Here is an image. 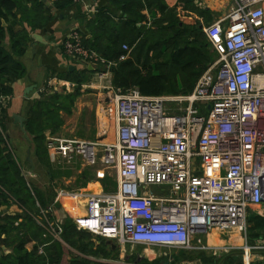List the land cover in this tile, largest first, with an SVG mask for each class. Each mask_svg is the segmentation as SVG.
Masks as SVG:
<instances>
[{
	"label": "built area",
	"instance_id": "built-area-1",
	"mask_svg": "<svg viewBox=\"0 0 264 264\" xmlns=\"http://www.w3.org/2000/svg\"><path fill=\"white\" fill-rule=\"evenodd\" d=\"M231 1L203 28L216 55L191 91L117 89L108 100L113 139L48 138L59 160L81 157L116 170L113 191L79 192L85 211L72 216L76 229L165 251L204 249L193 236L213 229L245 232L247 205L264 201V0ZM81 39L72 26L64 53L84 66L113 64ZM9 99L0 96V108ZM43 225L59 239L60 226Z\"/></svg>",
	"mask_w": 264,
	"mask_h": 264
},
{
	"label": "crops",
	"instance_id": "crops-1",
	"mask_svg": "<svg viewBox=\"0 0 264 264\" xmlns=\"http://www.w3.org/2000/svg\"><path fill=\"white\" fill-rule=\"evenodd\" d=\"M45 1L46 6L50 7L51 18L41 28L29 32L25 53L18 57L25 67V74L11 83L12 91L5 108V118L2 120L1 126L7 147L15 156L28 187L32 191L40 193V196L47 204V209L42 208L36 200L35 206L37 208L33 210L26 209L14 199L9 204L1 203L2 216H0V223L4 220L8 221V223L10 221L9 226L11 225V228L8 233L5 231L0 232V255L11 253L15 243L14 240L21 234L28 237L24 247L27 250L32 249L37 244V241L44 236L43 231H45L51 236L52 240H57L64 246L60 264H68L69 258L75 255L100 264H167L153 261L156 257L152 255V252H154L153 250L156 247L142 246L143 249H141V245L133 243L121 245L117 244L115 240L99 239V237L92 235L90 241L93 244L91 247L90 245L87 246H89L88 249L90 248L96 253L89 251L87 248H85V252H82L69 246L61 238L62 221L67 218L72 221V216L81 210L77 208V203L81 205L82 211H85V195L82 196L79 192L97 191L100 189L105 191L101 183L105 172L101 171L98 173L96 168L91 165H73L74 160L69 164H63L54 152L45 147L46 142L51 137L83 139L84 137L77 136L83 133V129L86 126V115L92 112V115L94 114L93 117L96 119L95 134L93 133L94 137L92 136V138L95 140L113 139V112L104 117L106 113L103 108L110 104L108 100L111 95L117 89H122L113 87L111 83V68L116 64V60L106 59L113 62L111 66L103 64H87L84 66L66 55L62 48L63 39L72 26L79 28L81 38L82 36L90 37L86 21L94 16L97 7L107 5L110 0H80L76 3H71L70 7L63 9H55L52 7V3ZM142 1L146 5L141 9V13L145 18L140 24L155 28V25L152 24L153 17L154 19L159 18L161 11L152 4L153 0H149V7L147 6V0ZM161 1L168 7V10H173L175 17L179 20V28L187 25L196 26L203 40V51H200L201 54L214 55L215 57L216 54L203 32V28L225 15L232 1ZM90 7L94 9V12L86 11ZM116 13L117 15L114 16V19L119 17V11H116ZM125 16V14H122V17ZM163 24H166V22H163ZM22 26L29 30L25 23L16 25V28L18 29ZM32 33L39 35V40L32 38ZM133 45L128 47L129 50L125 52L126 58L130 55L129 52ZM73 77L79 78V81ZM41 92L45 94L44 96H49L52 93H58L59 95L70 93L75 95L71 101L62 102V106L54 111V120L46 121L47 124L42 131V143L39 146L31 140L27 131L28 138L24 136L18 123L13 120L12 115L18 114L25 118L23 122L25 129L24 123L29 111L41 98ZM41 117L44 118V116ZM87 139L89 138H85V140ZM26 150H29L32 165L26 159ZM75 177L77 182H79L75 183V187H73L71 182L73 180L75 182ZM110 177L114 181L116 188L115 167L114 173ZM61 198L63 199V211L66 214L64 219H61L53 208L54 202ZM25 213H28L32 219L28 223H26L27 219L23 217ZM257 218L264 220V201L247 205L245 232L236 229H227L222 232L213 229L208 232H201L198 236L204 239V243L201 244L204 249L194 248L189 251L200 250L207 256H228L233 262L237 257H240L243 264H264V223L263 227L257 228ZM25 223L36 224L42 229L43 235L38 234L39 237H36V233L32 231V228L26 229L23 227ZM45 223L51 224L55 229L56 226H60L59 239H55L45 228L43 225ZM42 244L38 245L37 250L39 252H42ZM244 250H247L245 254ZM142 258L146 261H141ZM180 264L202 263L197 259L191 262L184 260Z\"/></svg>",
	"mask_w": 264,
	"mask_h": 264
},
{
	"label": "trees",
	"instance_id": "trees-1",
	"mask_svg": "<svg viewBox=\"0 0 264 264\" xmlns=\"http://www.w3.org/2000/svg\"><path fill=\"white\" fill-rule=\"evenodd\" d=\"M45 2V0H0V96L10 95L11 83L25 74V67L18 57L25 53L29 32L41 28L51 18L50 7L46 6ZM152 4L161 11L159 18L153 17L152 24L155 28L140 24L145 18L141 13V9L146 6L142 0H110L107 5L97 7L94 16L86 21L90 37L82 36V43L105 59L116 60V64L111 68L113 87L122 90L136 87L145 95L189 92L201 73L214 60V55L201 54L202 35L195 25L179 28V20L172 9L168 10L161 0H153ZM70 6L71 2L67 0L52 3L55 9ZM147 6H150L149 0ZM116 11H119L118 19H114L117 15ZM122 14L126 16L122 17ZM22 23H25L29 30L24 26L16 28V25ZM123 44L128 47L134 45L129 52L130 55L119 60V55L126 52L122 48ZM73 78L79 81V78ZM40 95L41 98L29 111L24 123L31 140L39 146L42 143V131L47 124L46 121L54 120V111L62 106V102L71 101L75 94L52 93L44 96L45 94L41 92ZM5 108L6 106L0 108V204H9L14 199L26 209L33 210L37 208L36 200L42 208L47 209V204L40 193L28 187L15 156L7 147L1 126L5 118ZM37 154L40 155L39 152ZM110 178L104 173L101 183L105 191H113L115 188V183ZM23 217L27 219L26 223L32 220L28 213ZM26 223L23 227L32 228L36 237L38 234L44 236L32 249L27 250L24 247L28 239L27 235H18L14 240L12 252L0 255V264H60L64 253L63 244L52 240L45 231L42 234V229L36 224ZM263 223L264 220L257 218V228L263 227ZM9 224L10 221L8 223L6 220L0 223V232L8 233L11 228ZM91 237V233L76 229L69 218L62 221L61 238L76 250L85 252V248L89 247L87 245L91 247L93 244L90 241ZM39 244L43 245L42 252L37 250ZM88 250L96 253L90 248ZM195 258L202 264H243L240 257L233 262L228 256H207L202 251H197L193 255L189 250L183 249H177V253L164 255L153 261L180 264L182 260L190 261ZM141 261L146 260L142 258ZM68 264L100 263L75 255L69 258Z\"/></svg>",
	"mask_w": 264,
	"mask_h": 264
},
{
	"label": "rangeland",
	"instance_id": "rangeland-1",
	"mask_svg": "<svg viewBox=\"0 0 264 264\" xmlns=\"http://www.w3.org/2000/svg\"><path fill=\"white\" fill-rule=\"evenodd\" d=\"M103 111L106 113V115L104 116V117H106V116H108L109 114H111L112 113V106H111V104H109V105H107V107H105L104 106V108H103ZM92 112V111H91ZM93 113V112H92ZM92 113H89V114H87L86 115V118H85V124H86V126H85V128L83 129V133H81V135L79 136H77V137H84L83 139H85V138H89V139H87L88 141H93V140H95L94 138H92V136H93V133H94V129H95V127H96V119H95V117H93V115H92ZM101 113H102V110H101ZM95 134V133H94ZM75 137H76V135H74ZM94 137V136H93ZM108 140V139H107ZM74 160V163H72L73 165L74 164H76V165H79V166H81L82 164H84V165H90V164H87L85 161H84V159H82L81 157H75V158H73L72 160H70L69 162H67V161H65V160H60L63 164H69L70 162H72ZM91 166H93L94 168H96V170L98 171V173L99 172H101V171H103V172H105L107 175H113V173H114V167H113V165H110V166H106V165H104V164H102V163H99V162H97V163H95V164H93V165H91ZM87 167V166H86ZM86 169V168H85ZM77 175V174H76ZM79 182V181H78ZM77 182V180H76V177H75V182H74V180L70 183L71 184V186H73V187H75V183H78ZM70 189H72V188H70ZM77 208H79V210L80 211H82V208H80V206L81 205H79L78 203H77ZM202 243H204V239L203 238H201V237H199L198 236V234H196V235H194L193 236V244L195 245V246H199V245H201ZM141 249H143V247L141 246ZM154 252H152V255L153 256H155L156 258H159V257H162V256H164V255H172L173 253H177V250L176 249H169V250H161L160 248H155V250H153ZM197 251H200V250H193V252L192 251H190L193 255H195V253L197 252ZM194 260H197L196 258L194 259ZM184 260H182V261H180V262H183ZM191 261H193V260H190L189 262H191Z\"/></svg>",
	"mask_w": 264,
	"mask_h": 264
},
{
	"label": "water",
	"instance_id": "water-1",
	"mask_svg": "<svg viewBox=\"0 0 264 264\" xmlns=\"http://www.w3.org/2000/svg\"><path fill=\"white\" fill-rule=\"evenodd\" d=\"M31 37L34 38V39L39 40V38H38L39 35H37L36 33H32ZM12 118H13V120H14L15 122L18 123V125H19V127H20L22 133L24 134V136H25L26 138H28L27 133H26V130H25L24 127H23V122H24L25 118H24L23 116L18 115V114H13V115H12ZM26 154H27L26 159H27V160L31 163V165H32V161H31V159H30V157H29V150H26ZM53 208L57 211V213H58V215H59V217H60L61 219L66 218V214H65L64 211H63V207H62V201H61V199H57V200L54 202V204H53Z\"/></svg>",
	"mask_w": 264,
	"mask_h": 264
},
{
	"label": "bare ground",
	"instance_id": "bare-ground-1",
	"mask_svg": "<svg viewBox=\"0 0 264 264\" xmlns=\"http://www.w3.org/2000/svg\"><path fill=\"white\" fill-rule=\"evenodd\" d=\"M62 204H63V199L61 198Z\"/></svg>",
	"mask_w": 264,
	"mask_h": 264
}]
</instances>
